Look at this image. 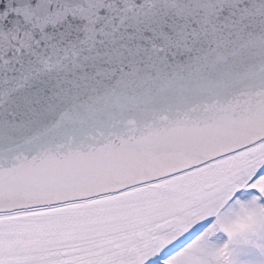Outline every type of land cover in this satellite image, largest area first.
<instances>
[{"label":"snow or ice","instance_id":"snow-or-ice-1","mask_svg":"<svg viewBox=\"0 0 264 264\" xmlns=\"http://www.w3.org/2000/svg\"><path fill=\"white\" fill-rule=\"evenodd\" d=\"M0 264H264V0H0Z\"/></svg>","mask_w":264,"mask_h":264}]
</instances>
